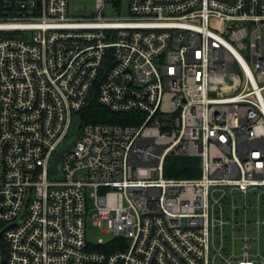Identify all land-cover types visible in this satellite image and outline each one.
<instances>
[{"label": "built area", "instance_id": "1", "mask_svg": "<svg viewBox=\"0 0 264 264\" xmlns=\"http://www.w3.org/2000/svg\"><path fill=\"white\" fill-rule=\"evenodd\" d=\"M103 5L0 0V264H264V0ZM95 87L134 121L82 119L51 173ZM89 194L115 242L88 239Z\"/></svg>", "mask_w": 264, "mask_h": 264}, {"label": "rangeland", "instance_id": "2", "mask_svg": "<svg viewBox=\"0 0 264 264\" xmlns=\"http://www.w3.org/2000/svg\"><path fill=\"white\" fill-rule=\"evenodd\" d=\"M120 6L117 4L116 0H104V5L102 8V15L105 18L113 19L118 16L128 15V0H121ZM69 14L73 17H91L97 16L98 10L96 7V0H69ZM82 121V115L73 113L71 120V128L69 130V141L77 137L78 131L80 129ZM92 189H89L90 193ZM88 206L89 214L87 216V237L92 242H97L99 238H102L105 242H108L114 239L116 236L113 233L106 232L102 230L101 226L95 225L93 222L94 210V198L89 194L88 196ZM259 233V244L264 242V225L261 226L260 232L257 229H254L252 226H249V245L251 247V252H256L260 245H258L257 235ZM238 237L244 235V228L236 232ZM237 252L242 250V239L238 238L236 240ZM245 243V242H244ZM213 253V252H212Z\"/></svg>", "mask_w": 264, "mask_h": 264}, {"label": "trees", "instance_id": "3", "mask_svg": "<svg viewBox=\"0 0 264 264\" xmlns=\"http://www.w3.org/2000/svg\"><path fill=\"white\" fill-rule=\"evenodd\" d=\"M120 4L121 0H116ZM135 112L117 113L113 112L101 105L97 98V88H93L88 97V103L82 110V119L86 121H118V122H133L132 116ZM201 159L198 156L190 155H168L165 161L164 175L167 177L176 178H192L200 175ZM114 238L107 243L115 242ZM98 249L113 250L112 245L107 247V244L98 245Z\"/></svg>", "mask_w": 264, "mask_h": 264}, {"label": "water", "instance_id": "4", "mask_svg": "<svg viewBox=\"0 0 264 264\" xmlns=\"http://www.w3.org/2000/svg\"><path fill=\"white\" fill-rule=\"evenodd\" d=\"M75 143V139H73L69 144H67L65 147H63L62 149H60L56 156H55V161L53 162L51 168H50V172L51 173H55L58 170V163L62 157V155L69 150Z\"/></svg>", "mask_w": 264, "mask_h": 264}]
</instances>
